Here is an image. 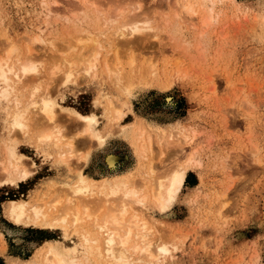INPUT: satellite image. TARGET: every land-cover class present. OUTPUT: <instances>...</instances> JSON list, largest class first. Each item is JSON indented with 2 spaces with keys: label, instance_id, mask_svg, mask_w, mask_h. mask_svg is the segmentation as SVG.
<instances>
[{
  "label": "rangeland",
  "instance_id": "rangeland-1",
  "mask_svg": "<svg viewBox=\"0 0 264 264\" xmlns=\"http://www.w3.org/2000/svg\"><path fill=\"white\" fill-rule=\"evenodd\" d=\"M85 1L0 0V61L29 58L38 69L21 83L13 76L14 89L0 103V178L11 136L35 172L18 186L0 185V264H35L51 239L78 244L82 253L76 233L65 238L61 229L15 224L6 213L12 199L34 203L74 183L76 171L97 181L122 174L149 194L143 211L132 204L155 255L139 264H264V0H189L196 15L181 0ZM127 22L144 31L121 37ZM77 37L97 40V55ZM80 53L96 62L88 73ZM68 71L75 85L64 84ZM33 87L37 98L55 101V121L31 106L24 126L13 127L15 101L26 102ZM75 111L95 115L101 146L82 136L84 120ZM117 111L124 116L116 125ZM143 123L156 130L145 132L140 151L142 141L131 135ZM53 127L74 141L73 170L30 136ZM157 127L166 131L164 144ZM109 156L117 157L114 165ZM181 164L189 182L160 210L152 188Z\"/></svg>",
  "mask_w": 264,
  "mask_h": 264
},
{
  "label": "bare ground",
  "instance_id": "bare-ground-1",
  "mask_svg": "<svg viewBox=\"0 0 264 264\" xmlns=\"http://www.w3.org/2000/svg\"><path fill=\"white\" fill-rule=\"evenodd\" d=\"M188 1L181 0V6L186 13L196 15L194 3L192 4ZM84 2L87 1L84 0ZM144 23L146 24L147 22ZM129 26L130 23L127 22L119 28L120 31L118 30V33L120 32L119 35L121 37L141 34L144 31V27L142 26ZM145 29L148 30L150 28L145 26ZM125 30H128V32L126 33ZM77 38L80 40L83 37ZM85 39H81L83 42L80 40L79 45H77L81 46L84 51L91 50V56H96L98 53L97 40H92L94 39L92 38L90 41L89 37ZM89 59L86 58L84 53H80L79 60L81 62L88 61ZM21 60L18 65L11 64V62L9 64L7 61H0V81L3 80L8 87H11L0 88V103L4 102L3 99H8L9 94H11L10 90L14 89L13 85H9V81L13 76L15 83H21L38 71L36 64L32 63L29 58ZM90 60L88 61L89 67L86 69L87 73L96 63ZM108 67L110 72H116L115 68ZM118 74L119 72L116 73V76L120 79ZM73 76V72L68 71L66 74L67 80L64 84L68 85L71 83L75 85L74 80H72ZM38 91L39 87H33L27 101L24 103L16 98L15 111L14 113L11 112L13 127L19 126L21 128L24 126L21 118L31 106L38 108L50 123L55 121V101L46 96L37 98ZM128 91L130 92L129 89H127ZM3 109L6 110L5 115H8L9 111H7L8 105L6 103H4ZM74 114L84 120V126L81 131L82 136L95 139L97 144L101 146L105 141V136L101 132L96 131L92 126L96 120L95 115L82 114L78 111H75ZM123 116L124 113L122 111L116 112V125L122 120ZM146 124L139 125L138 128L136 127V132L134 134L131 133L132 138L135 140H132L133 142L136 144L138 142L139 144V141H142V144L139 145L140 151H145L144 145L147 139L145 138V132H153L155 129ZM37 125L41 124L38 123ZM112 131L110 130V132ZM157 133L160 142L164 144L166 139L165 129L159 127ZM30 136L39 147L56 150L58 159L66 164L68 169L73 170L71 160L74 155V141L66 139L59 127L43 128L31 133ZM11 137L5 139L4 150L6 152L7 164L2 167L1 173L3 177L0 178L1 186L4 184L18 186L20 183L29 180L35 173L32 167L28 166L26 156L19 155L16 152L15 146L10 142L11 140H8ZM12 139H14V136ZM90 152L91 149H88L78 157L80 160L85 161ZM116 160V156L108 157V162L111 165H114ZM32 166H34V163ZM76 172L74 183L56 188L53 187V189L48 191L49 196L44 197L42 200L40 199L41 201L33 203L30 200L12 199L6 207L8 217L15 224L32 225L38 228L61 229L65 238L71 237L72 233L78 235L80 239L79 245L83 248L82 253H78V244L66 246V242L51 239L45 241V245L41 250L42 257L35 264H139L138 262L144 259V256L155 257L152 253V243L146 244L144 241L146 233L142 230L145 228L146 223L137 213L138 209L143 211L149 194H142L141 191L143 189L140 191L134 187L133 180L124 178L122 174L104 177L102 180L97 181L86 177L81 171ZM186 173L187 167L181 164L165 177L158 178L156 185L152 188L151 195L160 210L164 211L173 204L185 185ZM132 204L137 205L139 208L134 209ZM132 209L136 212L132 213ZM162 250L165 251L166 249L163 248Z\"/></svg>",
  "mask_w": 264,
  "mask_h": 264
},
{
  "label": "trees",
  "instance_id": "trees-1",
  "mask_svg": "<svg viewBox=\"0 0 264 264\" xmlns=\"http://www.w3.org/2000/svg\"><path fill=\"white\" fill-rule=\"evenodd\" d=\"M188 182H189V176H187V179H186V183H188ZM1 200H0V202H1Z\"/></svg>",
  "mask_w": 264,
  "mask_h": 264
}]
</instances>
